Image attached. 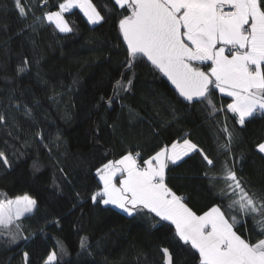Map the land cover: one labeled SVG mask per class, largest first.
Segmentation results:
<instances>
[{"label": "trees", "instance_id": "1", "mask_svg": "<svg viewBox=\"0 0 264 264\" xmlns=\"http://www.w3.org/2000/svg\"><path fill=\"white\" fill-rule=\"evenodd\" d=\"M62 2L22 0L30 9L22 18L14 0H0V152L10 165L0 161V192L9 199L27 193L37 201L17 221L19 229L13 227L15 243L0 237V264H25V252L28 264H44L53 251L54 264H164L163 248L173 264H198V253L178 242L169 222L147 210L129 216L91 200L102 164L131 152L140 154L143 165L182 139L197 150L169 162L167 185L197 215L218 205L230 222L237 217L234 230L242 238H264L256 223L260 217L229 209L223 182L213 186L205 175L220 174L226 163L250 192L264 198V155L257 150L264 142V113L241 126L227 110L231 97L218 89L210 86L208 99L190 103L144 58L129 68L118 29L128 13L114 0H91L105 17L99 24L90 25L77 8L65 13L73 30L59 32L43 15ZM198 66L207 71L210 63ZM20 67L25 70L18 72ZM129 80L127 91L114 90L117 81Z\"/></svg>", "mask_w": 264, "mask_h": 264}, {"label": "snow or ice", "instance_id": "2", "mask_svg": "<svg viewBox=\"0 0 264 264\" xmlns=\"http://www.w3.org/2000/svg\"><path fill=\"white\" fill-rule=\"evenodd\" d=\"M14 2L19 15L26 17L30 9H25L22 0ZM114 4L128 13L119 19L118 29L126 45L129 68L138 58H146L188 102L208 99L210 86L218 89L231 97L227 110L241 126L257 112L264 113V0H114ZM74 8L83 12L89 24H99L105 18L91 0H63L57 11H46L43 19L61 33L72 32L65 13ZM208 63L207 71L198 66ZM24 70L18 68V72ZM131 83L117 81L114 90L127 91ZM208 103L215 111L210 99ZM3 119L0 116V121ZM194 150L197 145L184 139L160 148L144 159L143 165L138 163L139 153L128 152L108 160L96 169L100 187L92 193L91 200L114 205L129 216L147 210L159 221L169 222L178 242L198 253V264H264V238L254 243L242 238L234 230L237 217L233 215L230 222L218 205L197 215L187 206L185 197L177 195L165 182L169 162L175 164ZM257 150L264 153V143L258 144ZM200 154L209 166H214L202 150ZM0 161L10 166L2 152ZM205 175L213 186L223 182L220 191L229 200V209L254 219L259 216L256 223L264 232V198L250 192L233 168L225 163L220 174ZM36 204L27 193L9 199L0 192V237L15 243L13 227L19 229L17 221L32 213ZM162 253L164 264H173L169 249L163 248ZM24 260L28 264L27 252ZM56 260L57 253L53 251L44 264H54Z\"/></svg>", "mask_w": 264, "mask_h": 264}, {"label": "water", "instance_id": "3", "mask_svg": "<svg viewBox=\"0 0 264 264\" xmlns=\"http://www.w3.org/2000/svg\"><path fill=\"white\" fill-rule=\"evenodd\" d=\"M122 39H123V37H122ZM126 46V45H125ZM145 60H146V58H144ZM147 61V60H146ZM148 62V61H147ZM150 63V62H149ZM162 74V73H161ZM162 76L165 78V80L168 82V84L174 89V91L176 92V90H175V87H174V85H172L171 84V82L167 79V77L166 76H164L163 74H162ZM177 93V92H176ZM178 94V93H177ZM179 95V94H178ZM182 98V97H181ZM183 99V98H182ZM202 98H194L193 99V101L192 102H190V103H193V102H197V101H199V100H201ZM184 100V99H183ZM186 101V100H185ZM188 102V101H187Z\"/></svg>", "mask_w": 264, "mask_h": 264}, {"label": "rangeland", "instance_id": "4", "mask_svg": "<svg viewBox=\"0 0 264 264\" xmlns=\"http://www.w3.org/2000/svg\"><path fill=\"white\" fill-rule=\"evenodd\" d=\"M77 9H79V8H77ZM57 11V10H56ZM81 12V11H80ZM82 14H83V12H81ZM84 15V14H83ZM85 17V16H84ZM86 18V20H87V17H85ZM88 21V20H87ZM90 25H95V24H90ZM55 26V25H54ZM178 142H180V143H182L183 142V140L182 141H178ZM262 143H264V142H262ZM263 155H264V153H262ZM108 206H112V207H114V208H116L114 205H108ZM116 209H118V210H120V211H122L121 209H119V208H116ZM123 212V211H122Z\"/></svg>", "mask_w": 264, "mask_h": 264}, {"label": "crops", "instance_id": "5", "mask_svg": "<svg viewBox=\"0 0 264 264\" xmlns=\"http://www.w3.org/2000/svg\"><path fill=\"white\" fill-rule=\"evenodd\" d=\"M75 9V8H74ZM182 140H184V139H182ZM182 140H180V141H182ZM183 158V157H182ZM118 180H119V178H118ZM118 180H117V183H118ZM167 222V221H166Z\"/></svg>", "mask_w": 264, "mask_h": 264}, {"label": "built area", "instance_id": "6", "mask_svg": "<svg viewBox=\"0 0 264 264\" xmlns=\"http://www.w3.org/2000/svg\"><path fill=\"white\" fill-rule=\"evenodd\" d=\"M226 10H227V9H226ZM257 113H258V112H257ZM257 113H256V114H257Z\"/></svg>", "mask_w": 264, "mask_h": 264}]
</instances>
